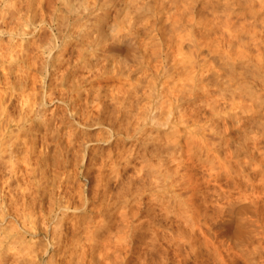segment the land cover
Segmentation results:
<instances>
[{"label":"bare ground","instance_id":"1","mask_svg":"<svg viewBox=\"0 0 264 264\" xmlns=\"http://www.w3.org/2000/svg\"><path fill=\"white\" fill-rule=\"evenodd\" d=\"M141 1L143 4L133 0L137 6H142L139 11L145 10L157 17L153 31L157 32L159 44L145 47L140 61L143 69L155 78L149 81L136 78L137 87L133 83L132 90L125 89L123 93L126 99L133 96L132 102L136 104L137 143L130 151L118 148L117 156L101 162L92 200L104 206L109 204L108 209L97 210L98 214L102 212V217L72 220L68 213L74 205L70 196L68 201L65 197V201L59 202L60 215L53 231L58 233L54 246L57 244L60 260H54L56 264H264V122L255 119L261 116L251 111L262 93L252 88L250 82H242L255 67L250 65L253 67L250 69L248 62L239 64L248 59L259 67L264 61V26L258 27L264 17L259 20L257 15L264 10V0ZM20 3L16 17L23 22L20 31L26 44L22 64H18L20 116L16 124L20 119L23 122L18 124L21 132L15 130L23 137L14 135L18 138L16 141L20 137L22 141L20 139L13 147L9 145L13 136L9 139L3 136L8 139L6 147H10L6 148L5 155L8 150L11 153V166L7 167L13 179H8L4 185L8 191L13 182L21 184L23 173L17 166L18 151L23 149L20 154L30 165L27 135L36 133L28 124V114L44 118L46 103L39 98L47 95L46 98L52 100L57 86H63L67 76L78 69L74 53L80 51V45H75L73 39L79 43L96 34L98 39H104L106 19L121 11L116 0H21ZM245 7H251L252 16L247 18L252 17L254 22H249L251 18L245 22L239 20L242 17L234 19V15L238 17V9ZM0 9L4 11L2 6ZM140 14L142 11L136 15ZM141 17L144 19L143 15ZM148 20L146 18L145 23ZM137 22L129 23L131 30L140 23ZM44 30H49L50 35L43 39ZM134 31L138 33L137 28ZM213 32L216 35H211ZM244 35H249L250 40L245 41ZM135 41L134 36L119 35L106 49L122 54L126 46ZM105 46L103 43L102 47ZM178 57L181 60L178 61ZM181 61L184 63H179ZM177 62L182 66L180 70L176 69ZM47 78L51 81L47 82ZM59 80L60 84H56ZM142 80L149 83L147 95L141 89ZM141 94L151 100L146 108L143 102L140 104L144 97ZM262 98L258 103L264 104ZM5 108L0 107L1 118L7 112ZM255 108H259L258 105ZM8 115L2 119L5 126L7 119L13 117ZM146 123L148 126L154 123L165 133L147 134ZM7 156H4L6 160ZM23 185L21 190L26 191ZM120 190L126 192V196L119 200L116 196L123 195ZM85 197L81 195L80 201H76L86 204ZM114 199L116 202H112ZM14 203L9 208L15 207ZM84 206L76 208L80 210ZM68 237L74 242L67 241ZM26 244L24 248L28 249ZM62 247L65 249L59 251ZM24 256L25 264L30 263L31 259L27 262Z\"/></svg>","mask_w":264,"mask_h":264},{"label":"rangeland","instance_id":"2","mask_svg":"<svg viewBox=\"0 0 264 264\" xmlns=\"http://www.w3.org/2000/svg\"><path fill=\"white\" fill-rule=\"evenodd\" d=\"M20 1L21 0H0V7L2 6V8L4 9V11L0 9V107L2 106V109H4L5 107L9 108V110L5 108V111L7 112H4L5 115L2 114L3 118L0 117V130L4 129L5 127V131H7V133H4L5 131L3 130H1L3 133L0 131L2 133V135L0 134V141L3 143L2 144L0 142V145L2 144L0 149L2 148L4 151L3 152L2 149L0 150L2 152H0L2 154L0 155V157H3L0 158V264H21V257L23 258V256L27 253H29L30 255L27 254V256L24 257H27V259L30 258L31 264H56V260H60V254L56 249L57 244L54 246V244L58 242L55 238L56 236H58V233L57 230L53 231V229L56 228L55 225L58 223L61 208L60 201H65V197H67L66 201H68L70 196V200H72V202L74 203V205L72 203V210H68L69 217L72 220H77L81 217L86 220L93 217L99 219V216L102 215V212L98 214L101 211V208L106 210L109 206V204H105V206L104 203L100 204V202H98V200L96 199L92 200V197L94 196L93 187L95 185L96 180L95 176L99 173V169L101 168V162L103 160H109L113 158V156H117L116 154L118 153V151L122 149L125 151L132 150L134 148V145L137 143V137L135 138V128L137 126L135 121L136 104H133L132 102L134 99L133 96H130L131 98L129 97V100L126 99L125 94L123 95V93H125V89L128 90L130 88L132 90L133 83L134 86L137 85V82L135 81L136 78L141 79L143 77V79L146 81L155 78V76H150L149 73H147L143 69V67L141 66V62L145 47H147L148 45L157 46L159 44V38L155 35L157 34V32L153 31V27L157 25L158 21L157 17L151 16V13L145 12V10H141L142 14H140L141 16L143 15L144 19L140 15H136L139 14V12L141 13V11L139 10L142 8V6L139 4L138 7L137 4L133 2V0H116L118 9H120L121 11L117 13L114 12L113 14H110L108 16L109 18L107 17V27L104 34V39H98V34H96L98 37L93 34L95 37H92L90 40L85 39L84 41H81L79 43L76 39H73L75 45H80V51L74 53L75 61L78 62V69L76 68L77 70H75V72L72 71L73 74L75 73V76L73 74H69L70 76H67V80L63 82V86H57V89H55L54 91V96L52 97V100H48L46 98L47 95H45L44 97H42L43 95H39L40 97H42L39 99L46 103V105L43 107L45 108L44 118L46 119L41 118V116L37 114H28L30 120L28 124L36 133H33L32 135H27V148L31 149V154L29 158L30 165L28 166L26 162H24V157L20 154V152H23V149L18 151V153L17 151H15L16 149L18 150V147L14 148V152L18 153L16 154L18 157L17 166L19 165L20 169L22 168L21 174L23 173V176L20 178L22 179L20 182L21 184L18 186L16 182H13L10 191H8L9 188H6L7 186L4 185H6L5 183L8 179L9 181H11L13 178L11 177L12 173H10L9 171L10 167H7V165L11 166L9 160V155H11V153H9L10 151L8 150L10 147H6L8 145L7 140L10 138V136H13V139H11L13 140V144L10 140L11 144L9 143V145L16 147V142L20 143V139L23 137V134L20 133L21 130L19 128L21 124L20 122L23 121L20 119V122L18 123L19 126L18 124H16L18 122L17 118L20 116V103L17 100V96H19L20 92V87L18 86V70L20 66L18 64H22V52L26 44L25 36L23 37L22 30L20 31V29H22L21 27L23 22L21 20H18L16 17V10L21 7ZM138 2H141L143 4V1L141 0H138ZM248 8L249 9H246V7L238 9L236 13L238 14V17H235L234 15V19L237 20L242 17L239 20L241 21L242 19L241 22H245L249 21L251 18L249 22H254L255 19H252V17L247 18V16H252V12H249L252 11L250 9L251 7ZM128 9L130 10V12ZM134 10L136 11V13H133ZM256 10L257 8L255 9V11ZM262 13H264V10L257 13L258 19L262 16L264 17V14ZM146 18L149 19V22L145 23ZM137 20H139L138 22L140 23L136 24V27H133L131 30V26L129 23H135L137 22ZM263 21L264 18L259 22L257 21L258 23H260V25L258 24V27L260 26L261 28V25L264 26V24H262ZM136 28L138 29V31H136L138 33H135L134 31ZM203 30L204 29H202V31ZM43 33L45 36H41ZM43 33L41 32L40 34L43 39L50 35L49 30H44ZM76 34L77 33H75L74 35L75 38L77 36ZM124 34L134 36L136 41L134 43H131L132 45L128 44V47L126 46L125 51L122 54H118L114 49L111 50V48H109L111 51H109V49H106L110 47L109 44L114 41V39H117V36ZM214 34L215 33L213 32L211 35ZM217 34H221L220 30L217 31ZM106 36L111 39H107ZM112 36H115V38L112 39ZM244 37L242 36V39L244 38L245 41L250 40L249 35H244ZM97 40L99 42H97ZM103 40L106 41L103 42ZM107 41H109L108 45ZM103 43L106 45L104 48L102 47ZM72 49L73 47H71V50ZM184 49L186 50L187 47ZM186 52H184L185 55ZM80 53L82 55H80L79 57ZM178 58V61L181 60L180 58ZM183 60L184 62L186 61L185 59H182V61ZM182 61L179 63H184ZM243 62H248L249 64L247 63V65L249 66V68L252 69V66H254L255 69L251 70L248 73V77L244 76V79H242V77V82H250V86L252 88L257 89V92L261 91L262 95L259 94L260 92L258 93V95H261L260 97L261 99H263L262 97H264V61L259 67L258 64L256 66L254 65L256 63L253 62V60L245 59L239 64L246 65V63L244 64ZM186 64L187 63H185L184 65ZM181 67V64H178L177 62L176 69L180 70ZM45 74L48 75L46 71ZM48 78L47 82L51 81L48 80ZM146 81L142 80V83L140 82L141 89L143 88L145 90L144 91L142 89L144 93L146 92L145 95L150 92L148 86L149 83ZM58 83L60 84V80L56 84ZM129 85L131 86L129 87ZM13 87L16 88L13 89ZM122 90H124V92H121ZM42 93L44 92L42 91ZM145 95H142L144 97H141L140 104L141 102H143L146 108V104H148L149 106V102L151 100L148 96ZM260 100H258L256 104L259 108L260 105L261 108H263L264 104L258 103ZM2 104L5 107H3ZM252 104L254 105L255 102ZM256 104L254 105V107L251 105V111L254 110L253 112L254 114L256 113L255 115L257 117L261 116L260 118L255 119H258L259 122H261L260 119H262V121L264 122V108L262 110L261 108H255L257 107ZM113 105L116 106L114 107ZM127 105L130 106L127 107ZM129 111L131 113H129ZM257 113H259V115H257ZM6 114L13 116L11 117L13 120L9 117L11 120L7 119L8 121H6L8 127L7 125L5 126L6 123L4 120L2 122V119H4V117H7ZM159 114L161 115V113ZM133 115H135V117ZM164 117L162 116L163 119ZM14 119H16V121ZM10 121L13 122L11 123ZM145 125V130L146 132H148L147 134H149V132H153L154 135H159L161 131L164 132L163 128L162 130L161 127L154 126V123L152 125L150 124L152 127H150V125L148 126L147 123ZM15 129L17 131L20 130V132L18 133ZM154 130H156V132ZM14 135H17L18 138L20 135L22 137H20L19 141H16L18 138H16ZM3 136L4 138L6 137L8 139H4ZM6 148H8L7 154L9 157L7 156V154L5 155ZM118 148L120 150H118ZM10 150L12 151V148ZM44 151H47L48 153L43 154ZM4 156H7L6 158L8 159L6 160ZM43 163L45 167H43ZM14 185H16L17 187H15ZM22 185L24 186V188H26V191L21 190ZM121 191L122 190H120V192ZM116 192L117 191H115V193ZM131 192L129 193L130 195ZM115 193L114 196L118 195ZM121 193L123 194L121 195V197H119L120 195L116 196L117 198H119V200L120 198H125L123 196L126 194V192ZM81 195L84 197L86 196L85 198L88 199H86V204H84L85 202L83 204L79 202V198ZM71 196H73L72 199ZM31 197H33L32 200ZM116 197L114 198L116 199ZM115 199L112 202H114ZM7 200L10 202H8ZM94 200H96V202ZM13 201L15 202L14 205L16 204L15 207L10 206L9 208V205L11 203L13 204ZM77 205H85V208L82 207L79 210L76 208ZM31 221L32 223H30ZM68 225L65 226L68 227ZM45 227L47 228L46 230ZM13 235L19 241H15L16 238ZM5 236L7 238H4ZM68 240L69 242H74L73 238L71 237H68L67 241ZM14 242L18 243L14 244ZM25 244L26 246L29 245L28 249H25ZM21 247H25L24 252ZM36 247L37 249L33 250ZM13 249L16 250V252ZM40 249L42 252L40 251ZM64 249L62 247L59 251H62ZM4 250H6L7 252H5ZM35 251L37 254L35 253ZM18 252L19 255H17ZM53 253L58 254L56 256ZM37 255H39L40 257ZM50 256H52L53 258H51ZM36 257H38L39 259ZM54 258L56 260H54ZM22 261H24V258ZM25 261L22 264H25ZM28 261L29 259L27 260V262ZM30 263L28 262L27 264Z\"/></svg>","mask_w":264,"mask_h":264}]
</instances>
